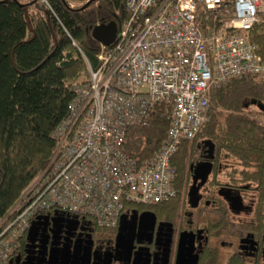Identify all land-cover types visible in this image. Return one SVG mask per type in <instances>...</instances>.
<instances>
[{
	"label": "built area",
	"instance_id": "obj_1",
	"mask_svg": "<svg viewBox=\"0 0 264 264\" xmlns=\"http://www.w3.org/2000/svg\"><path fill=\"white\" fill-rule=\"evenodd\" d=\"M124 9L114 42L99 44L96 63L86 62V82L73 86L45 168L0 220V264L11 263L31 222L47 212L110 229L133 204L175 197L172 158L207 123L210 89L264 75V59L247 38L264 0H125ZM224 20L238 32H216L214 23ZM253 106L245 104L246 114L263 122ZM160 108L169 120L163 142L134 158L128 129L146 126Z\"/></svg>",
	"mask_w": 264,
	"mask_h": 264
},
{
	"label": "trees",
	"instance_id": "obj_2",
	"mask_svg": "<svg viewBox=\"0 0 264 264\" xmlns=\"http://www.w3.org/2000/svg\"><path fill=\"white\" fill-rule=\"evenodd\" d=\"M124 2L87 0L70 7L67 0H0V220L45 168L54 145L52 131L66 115L73 86L86 82V62L96 63L100 45L91 29L109 22L119 25L125 18ZM256 19L247 38L264 59V13ZM214 24L216 32H238L227 28L225 20ZM208 98L207 123L172 158L175 197L131 207L156 213L178 207L198 140L208 142L216 153L252 164L240 172L244 179L264 171V119L256 122L245 112V104L253 103L264 117V75L229 80L211 88ZM168 123L167 110L160 108L146 126L129 128L125 138L130 155L141 160L156 151Z\"/></svg>",
	"mask_w": 264,
	"mask_h": 264
},
{
	"label": "flooded vegetation",
	"instance_id": "obj_3",
	"mask_svg": "<svg viewBox=\"0 0 264 264\" xmlns=\"http://www.w3.org/2000/svg\"><path fill=\"white\" fill-rule=\"evenodd\" d=\"M194 153L178 207L158 213L132 207L104 230L85 218L47 212L31 222L32 233L10 264H65L63 248L86 250L78 264H264V171L244 179L240 172L252 164L216 153L204 140L196 141ZM206 163L210 171L201 184ZM192 186L196 202L187 197ZM145 212L152 216L141 217Z\"/></svg>",
	"mask_w": 264,
	"mask_h": 264
},
{
	"label": "water",
	"instance_id": "obj_4",
	"mask_svg": "<svg viewBox=\"0 0 264 264\" xmlns=\"http://www.w3.org/2000/svg\"><path fill=\"white\" fill-rule=\"evenodd\" d=\"M117 30H118V28H117V24L115 22H109L107 24H99V25L94 26L91 29V37L96 42H98L99 44H101L103 46H109V45H111L114 42ZM209 171H210V166H209L208 163H206V166H204V169H203V175H201V180H200L201 184L204 182L205 177L208 175ZM197 172H198V169L196 168L195 171L193 172V180H194V182H195L196 179L199 178V177L195 176V175H197L196 174ZM197 188L198 187H195V186H192V187L189 188V190L187 192V197H188L189 201L192 199L193 202H196L197 197L195 195H196V192H197ZM146 215L152 216L151 213H147V212L140 214L141 217L142 216H146ZM31 233H32V227L30 226L28 228V230H27V236H29ZM61 252L63 254L62 257L64 259V263L65 264L66 263L78 264L77 262L83 256H85L84 254H86V250L85 249H83V253L82 254H79V251L75 250V248H74L73 251L72 250H68L67 248H63Z\"/></svg>",
	"mask_w": 264,
	"mask_h": 264
},
{
	"label": "rangeland",
	"instance_id": "obj_5",
	"mask_svg": "<svg viewBox=\"0 0 264 264\" xmlns=\"http://www.w3.org/2000/svg\"><path fill=\"white\" fill-rule=\"evenodd\" d=\"M68 2V1H67ZM69 3V2H68ZM86 2H84L83 4H85ZM83 4H81V5H83ZM80 6V5H79ZM249 110H251L253 113H257L258 112V108H256V107H251Z\"/></svg>",
	"mask_w": 264,
	"mask_h": 264
}]
</instances>
